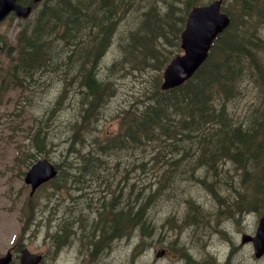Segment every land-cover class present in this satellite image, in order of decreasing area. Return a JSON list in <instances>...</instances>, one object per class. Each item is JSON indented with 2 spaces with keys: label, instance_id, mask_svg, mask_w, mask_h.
Here are the masks:
<instances>
[{
  "label": "trees",
  "instance_id": "trees-1",
  "mask_svg": "<svg viewBox=\"0 0 264 264\" xmlns=\"http://www.w3.org/2000/svg\"><path fill=\"white\" fill-rule=\"evenodd\" d=\"M18 2L30 5L32 13L17 23L14 43L9 47L13 52L7 63L0 66V90L12 88L23 94V91L32 90L31 86L41 84L42 72L50 71L57 73L62 85L65 84L57 104L65 98H79L75 117L67 127L69 140L63 153L64 171L76 170L95 178L100 172L110 171L102 166L107 164L109 157L123 154L128 157L131 151L141 149L149 158L140 162L143 172L150 170L148 165L156 164L161 173H167L158 177L160 181L170 180L169 184L174 186L177 180H185L205 187L216 196L215 190L223 179L220 174L228 172L223 165L228 162L235 169H243L241 182L254 193L247 203L240 195L237 201L225 205L226 211L232 213L248 206H262L264 109L247 110L242 115L235 112V115L232 108L246 95V84L259 83L264 91V0H224L223 10L230 17V25L214 40L206 61L189 80L176 88L160 90L157 78L143 107L120 111L118 130L112 136L99 133L94 126L100 108L114 93L113 83L108 76L100 75L99 67L120 23L130 13L128 9L135 13L132 14L135 26L126 33L125 58H130L129 63L135 69L161 72L180 52L179 34L188 11L206 2ZM166 46L174 47L173 53L166 51ZM70 86L75 90L68 94L66 88ZM40 132L41 128L33 139L34 148L47 154L53 149L52 141ZM28 152L26 164L31 165L35 156ZM70 155L78 159L75 167L73 162L66 161ZM195 172L204 175L194 176ZM251 175H257L256 182L250 183ZM154 180V177L144 176V186L139 191L145 192L146 183L150 186ZM224 181L227 183V179ZM167 185L146 189L147 193L141 198L140 192L132 186L126 195L125 209L116 210V201L121 204L120 200L111 202L107 210L102 204L104 212L100 213V223L96 222L94 226L100 231L95 250L114 237L129 236L135 230H139L141 237L149 235L152 225L148 208L160 194L167 195L164 193ZM122 190H118L120 194L116 197L123 195ZM134 191V197L130 198ZM185 203L190 211L189 219L194 218L192 213L198 206L193 205L192 199ZM33 207L31 202L30 208ZM31 216L29 211L28 218ZM140 246L138 243L134 250ZM138 253V250L134 251L132 256Z\"/></svg>",
  "mask_w": 264,
  "mask_h": 264
},
{
  "label": "rangeland",
  "instance_id": "rangeland-1",
  "mask_svg": "<svg viewBox=\"0 0 264 264\" xmlns=\"http://www.w3.org/2000/svg\"><path fill=\"white\" fill-rule=\"evenodd\" d=\"M127 12L130 13L120 23L113 43L105 52L99 67L100 75L108 76L113 83L114 93L100 108L94 126L99 133L104 132L110 136L118 130L120 111L129 107L135 109L143 107L148 101L147 96L151 93L152 85L158 80L161 82L162 76V71L135 69L133 64L129 63L130 58H125L123 45L126 33L135 26V13L130 9ZM17 23V17L14 15L8 16L0 23L2 45L0 66L7 63L9 54L13 52L9 47L14 43ZM166 47V51L173 53L175 50L172 46ZM41 74H43L41 84L31 86L32 90L23 91V94L12 88L0 90V255L8 249H12L13 254H16L15 251L18 250L20 243L30 252L43 255L40 264H185L177 251H186L196 260L203 259L204 254H209L213 257L217 256L216 261L222 262L228 253L223 241L221 242L224 245L221 247L214 237L211 239L213 242L203 244L211 233L209 230L215 221L220 228L242 230L248 234L255 233L258 219L264 214V203L253 208V211L241 210L232 214L233 223L223 219L222 222L218 221L221 219L218 212L226 210L225 205L237 201L240 195L243 196V202L247 203L251 201L254 193V190L241 182L243 169H235L227 162L223 165V169H228V172L220 175L223 179L219 182L220 187L216 188L217 196H212L206 188L199 187L196 183L189 184L187 181L177 180L173 186L172 183L169 184L170 180H161L159 181L161 186L167 184L171 186L167 185L164 192L166 196L160 194L148 208V217L152 225L151 233L141 237L139 230H135L128 238L112 239L105 246L102 244L103 246H100L96 253L93 252L99 235L94 228L98 215L92 206L86 205V200L91 197V194H87L90 193L87 190H92L95 198L102 194L98 187L106 189L103 186H110L115 189L118 185L119 187L122 185L117 183L118 179L125 178L123 195L115 198L121 201V204L116 201V210L125 209L126 195L132 186L140 192L144 186V176L158 179L160 175L167 173H161L160 167L156 164L148 165L150 170L143 172L140 162L149 158L138 149L131 151L128 157L125 154L109 157L107 164L102 166L111 168L110 171L98 174L84 185L74 182V177L82 174L75 170L71 173L74 176L70 180L59 178L56 181L55 186L58 191L56 194H51L54 190L52 182L38 189L30 198V188L23 181L24 173L29 166L26 164L28 151L35 156L33 159L35 161L47 158L52 163L59 164L61 169L64 168L66 162L63 160V153L65 143L69 140L67 127L75 117L74 111L77 110L79 102V98L72 100V97L65 98L63 102L57 104V97L64 92L65 84L62 85L61 77L59 79L55 72L44 71ZM66 89H69L68 94L75 90L71 86ZM245 90L244 98L236 102L232 108L235 110H232L235 115L236 113L242 115L247 110L264 109V91L261 90L260 84L248 83ZM49 111L51 115L48 114ZM40 128V133L45 134L46 138L52 141L53 149L47 154L39 153L34 148L33 139ZM68 150L69 145L67 153ZM76 158L70 155L66 161L73 162L75 167L78 165ZM203 174L200 172L194 175ZM256 177L257 175L253 176V183L256 182ZM84 178L90 176L84 174ZM224 179H227V183ZM98 183L101 186H98ZM155 183L154 180L149 186L150 183L147 182L146 189L153 190ZM66 184L69 191L64 190ZM146 189H143L145 192H140V198L147 193ZM134 193L135 191L130 198L134 197ZM81 194L82 198H78ZM119 194L116 190L112 192L113 197ZM110 197L111 194L108 195V198ZM187 199H192L199 205L197 212L204 218L202 227H186L182 223L188 211V206L185 204ZM30 202L34 205L33 209L30 208ZM111 202L113 203L112 199ZM28 203L32 218L26 220L23 211ZM251 204L253 207V203ZM32 219L36 220V224L30 227ZM235 220L242 223H237ZM168 224H178L179 227L175 230ZM56 232L65 235L64 244H56L52 236ZM233 235H237L234 236L233 242L238 246L241 242L240 234ZM90 240L92 242H89ZM138 243L141 245L137 249L140 253L132 256V252L137 251L134 247ZM163 248L168 250V255L157 259L155 253ZM233 254L231 262L234 264H264V257L261 260L254 258L251 244L234 249ZM13 264H18V261Z\"/></svg>",
  "mask_w": 264,
  "mask_h": 264
},
{
  "label": "water",
  "instance_id": "water-1",
  "mask_svg": "<svg viewBox=\"0 0 264 264\" xmlns=\"http://www.w3.org/2000/svg\"><path fill=\"white\" fill-rule=\"evenodd\" d=\"M35 3L41 0H33ZM222 0H213L209 4L193 7L185 20L180 33V48L182 54L176 55L165 66L162 73L160 88L168 90L180 86L199 69L208 56L211 44L229 25V17L221 11ZM17 17H27L31 11L16 0H0V21L10 12ZM57 171L47 159L36 161L25 173L24 182L30 185L33 194L41 184L55 177ZM252 241L254 256L264 254V215L260 218L254 237L244 236L242 242ZM160 253L157 254V256ZM12 259L10 251L0 257V264H9ZM41 256L31 254L23 249L19 264H38Z\"/></svg>",
  "mask_w": 264,
  "mask_h": 264
},
{
  "label": "flooded vegetation",
  "instance_id": "flooded-vegetation-1",
  "mask_svg": "<svg viewBox=\"0 0 264 264\" xmlns=\"http://www.w3.org/2000/svg\"><path fill=\"white\" fill-rule=\"evenodd\" d=\"M79 190V189H77ZM233 219L231 218H228L226 219V222H231L233 223L232 221ZM235 222L239 223L242 221H237L235 220ZM203 224V222H202ZM201 226V225H200ZM218 226V225H217ZM197 227V226H196ZM202 227V226H201ZM236 228L238 226H235ZM211 231V233L207 236V240H204V243L203 244H207L209 242H213V240H211L213 237L215 238L216 241H218V245L221 247L223 246V242L225 243V245L227 246L228 248V253L226 255V258L225 260H223L222 262L221 261H216V259H218L217 256L213 257L212 255H209V254H204V258L199 260V259H189V258H186V259H182L185 261V264H234L233 262H231V260L233 259V252H234V249H237L239 247H242V246H245V245H248V244H251V243H242L240 242V244L237 246L234 242H233V239H234V236H237V235H233L234 233L236 234H240L239 237L241 239L242 235L243 234H248V233H245L243 232L242 230H227L226 228H215L214 226H212V228L209 230V232ZM234 232V233H233ZM215 234V235H213ZM248 235H253V234H248ZM223 241V242H221ZM251 247H252V244H251ZM168 255V253H165L163 256H166ZM264 257V256H263ZM260 258L261 259H263Z\"/></svg>",
  "mask_w": 264,
  "mask_h": 264
},
{
  "label": "bare ground",
  "instance_id": "bare-ground-1",
  "mask_svg": "<svg viewBox=\"0 0 264 264\" xmlns=\"http://www.w3.org/2000/svg\"><path fill=\"white\" fill-rule=\"evenodd\" d=\"M77 102V101H76ZM85 103V102H84ZM66 106V105H65ZM246 118V117H245ZM91 119V118H90ZM154 147H155V145H154ZM107 173V172H106ZM191 175V174H190ZM213 182V181H212ZM139 257V256H138ZM129 259V258H128Z\"/></svg>",
  "mask_w": 264,
  "mask_h": 264
}]
</instances>
